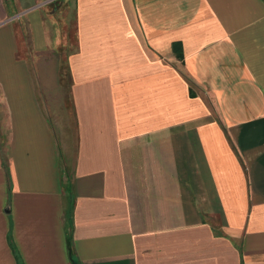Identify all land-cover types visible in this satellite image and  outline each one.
I'll list each match as a JSON object with an SVG mask.
<instances>
[{
	"label": "crops",
	"instance_id": "0c3cea01",
	"mask_svg": "<svg viewBox=\"0 0 264 264\" xmlns=\"http://www.w3.org/2000/svg\"><path fill=\"white\" fill-rule=\"evenodd\" d=\"M0 264H264V0H0Z\"/></svg>",
	"mask_w": 264,
	"mask_h": 264
},
{
	"label": "rangeland",
	"instance_id": "374dc122",
	"mask_svg": "<svg viewBox=\"0 0 264 264\" xmlns=\"http://www.w3.org/2000/svg\"><path fill=\"white\" fill-rule=\"evenodd\" d=\"M60 72L62 73V71H60ZM49 74H50L49 75V80H47V81H48L49 85L53 86L54 85V77L51 75V72ZM61 79L63 80V82L66 83V77H65L64 73H62ZM46 86H47V84H46Z\"/></svg>",
	"mask_w": 264,
	"mask_h": 264
},
{
	"label": "trees",
	"instance_id": "16d2710c",
	"mask_svg": "<svg viewBox=\"0 0 264 264\" xmlns=\"http://www.w3.org/2000/svg\"><path fill=\"white\" fill-rule=\"evenodd\" d=\"M173 49L175 50V53L177 54V56H180L179 46L177 47L176 45L173 44ZM10 246L12 250H14L12 244H10Z\"/></svg>",
	"mask_w": 264,
	"mask_h": 264
}]
</instances>
